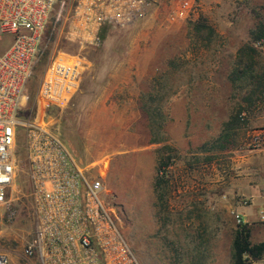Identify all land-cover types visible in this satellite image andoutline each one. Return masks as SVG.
I'll return each instance as SVG.
<instances>
[{
    "label": "rangeland",
    "instance_id": "rangeland-1",
    "mask_svg": "<svg viewBox=\"0 0 264 264\" xmlns=\"http://www.w3.org/2000/svg\"><path fill=\"white\" fill-rule=\"evenodd\" d=\"M176 2L155 0L145 19L108 28L93 46L47 29L21 116L32 115L52 57H81L77 92L48 116L80 166L101 179L139 262L232 264L237 224L222 176L233 175L236 149L250 144L249 113L229 143L221 135L247 106V78L233 83L232 75L242 67L238 53L250 32L264 26V0H199L190 20L173 22ZM257 51L255 72L264 65V49ZM20 160L10 194L14 217L0 206V253L12 264H25L22 251L34 225L23 155ZM159 162L171 166L161 168L158 177L167 184L156 191Z\"/></svg>",
    "mask_w": 264,
    "mask_h": 264
},
{
    "label": "built area",
    "instance_id": "built-area-1",
    "mask_svg": "<svg viewBox=\"0 0 264 264\" xmlns=\"http://www.w3.org/2000/svg\"><path fill=\"white\" fill-rule=\"evenodd\" d=\"M70 1L67 9L66 0H0V206L8 219L14 217L10 194L23 155L34 213L33 232L22 251L25 264H141L120 230L114 206L104 198L101 179L89 176L50 123L49 109L66 106L79 88L82 58L52 57L32 115L21 114L47 29L93 46L102 27L124 28L145 19L155 0ZM198 2L177 0L170 20H190ZM261 146L264 132L252 135L247 149ZM234 218L242 224L239 214ZM0 264L12 261L0 253Z\"/></svg>",
    "mask_w": 264,
    "mask_h": 264
},
{
    "label": "crops",
    "instance_id": "crops-1",
    "mask_svg": "<svg viewBox=\"0 0 264 264\" xmlns=\"http://www.w3.org/2000/svg\"><path fill=\"white\" fill-rule=\"evenodd\" d=\"M248 121L254 126L248 134L264 132V107L255 104ZM258 122L260 124L256 126ZM222 179L233 211L240 215L242 224L249 229L250 243L264 244V146L236 149L234 173L232 176L224 174ZM251 264H264V255Z\"/></svg>",
    "mask_w": 264,
    "mask_h": 264
},
{
    "label": "trees",
    "instance_id": "trees-1",
    "mask_svg": "<svg viewBox=\"0 0 264 264\" xmlns=\"http://www.w3.org/2000/svg\"><path fill=\"white\" fill-rule=\"evenodd\" d=\"M108 27H102L99 36L101 37ZM259 43V46L256 44ZM264 49V26H259L256 30L250 32L249 43L240 48L238 53L239 64L242 67H237L232 75V82L235 83L247 78V92L243 98V102L247 104L245 109H239L229 121L224 124L221 141L229 143L233 135L238 130L243 128L246 123V117L240 118V114L245 112L250 113L251 109L257 102L264 101V65L259 67L260 71L255 72V67L259 66L257 59L260 56L257 49ZM256 73V74H255ZM249 87V88H248ZM34 95V94H33ZM50 110V109H49ZM245 110V111H242ZM169 167L171 164L159 162L157 165V177L155 181V188L159 189L162 185H166L167 181L160 180L158 175L161 173V168ZM237 229L233 235L231 243V263L232 264H251L264 255V244L252 245L249 241V229L244 224L236 225Z\"/></svg>",
    "mask_w": 264,
    "mask_h": 264
}]
</instances>
